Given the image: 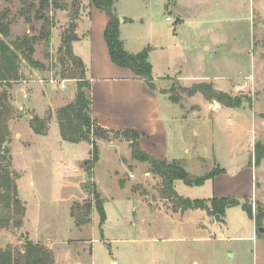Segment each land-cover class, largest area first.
I'll list each match as a JSON object with an SVG mask.
<instances>
[{
	"label": "rangeland",
	"instance_id": "obj_1",
	"mask_svg": "<svg viewBox=\"0 0 264 264\" xmlns=\"http://www.w3.org/2000/svg\"><path fill=\"white\" fill-rule=\"evenodd\" d=\"M57 2L65 6L59 10L71 13V0ZM39 7L40 0H0V14L8 9L10 23L8 35L0 38L13 47L25 35L37 37L32 57L42 64L33 67L22 58L18 79L0 80L4 164L26 207L23 217H13L22 218L20 226L1 220L0 248L17 254L33 241L52 253L53 264H264V234L242 206L228 208L217 221L208 198L214 195L213 179L201 186L178 180L177 191L165 195L163 180L149 163L132 157V139L90 125L97 162L90 142L62 139L57 111L75 101L79 83L61 60L62 37L71 22L53 40L47 23L56 25L57 11L51 6L40 18ZM115 9L123 20V44L136 53L148 49L159 84L174 85L171 94L182 98L184 114L191 113L186 140L204 158L183 166L192 177L226 168L227 176L218 180L221 195L242 199L250 190L254 215L264 210V159L252 165L250 180L240 173L251 165L255 143L264 145V0H116ZM47 31L49 42L41 37ZM78 77L88 94L90 80L85 73ZM200 82L242 98V106L228 108L205 98L202 105L201 98L190 99L181 90ZM36 117L49 119L48 134L34 132ZM95 194L104 202L103 225ZM179 194L206 199L209 209L184 210ZM8 213L1 202L0 218Z\"/></svg>",
	"mask_w": 264,
	"mask_h": 264
},
{
	"label": "trees",
	"instance_id": "obj_2",
	"mask_svg": "<svg viewBox=\"0 0 264 264\" xmlns=\"http://www.w3.org/2000/svg\"><path fill=\"white\" fill-rule=\"evenodd\" d=\"M85 0H71V16L72 22L68 29L63 34V44L60 47L62 52V63L70 65L72 68L73 78L79 80L76 99L73 103L60 108L57 111V120L60 129V135L63 140L70 143H79L81 141L90 142V125L97 126L98 132L103 133H115L122 134L127 139H132V157L140 162H147L150 165V170L153 173L159 175L163 180L164 190L163 193L168 195L175 193L174 182L176 180H182L185 184L190 186H201L209 179H214L218 174L222 172L220 166L215 167L211 171L201 176L192 177L187 169L183 166L184 162L174 160L168 161L154 157L144 152L139 144L140 135L131 129L122 131L108 130L100 127L96 121L92 118V95H91V84L88 86V94L83 90L84 83L81 77L78 75H84L85 68L81 58L73 53L72 43L78 39L76 29V18L78 16L79 5ZM94 4L97 8L104 11L109 21L105 29V40L108 45L109 53L113 63L119 67L128 68L132 70L136 77L142 78L146 81L147 85L157 90V86L154 80L153 65L150 62V54L148 49H143L138 53L129 52L123 44L120 36V17L115 12V1L116 0H87ZM59 9L65 8L61 6L57 0H40V7L36 12V16L45 18L44 12L49 8ZM33 7V5H32ZM8 9H5L0 14V33L7 36L9 21L7 19ZM49 19V18H48ZM50 20V19H49ZM50 25L47 23L49 28L54 27L53 22ZM46 37L47 41L51 37V32L47 31L41 33V37ZM37 37L25 35L22 38L14 42L13 47L0 38V80H13L19 78V62L21 59H25L33 67H41V63L33 59L35 52V43ZM20 52V53H17ZM172 90H175V86L168 90L161 89L162 93L170 94L169 99L174 103H180L181 97L176 94H171ZM181 90L188 96H195L197 93H201L204 98L210 102L217 101L222 106L228 108H240L243 104V99L240 97H234L233 95L221 91L215 88L214 83L200 82L192 85L191 87H181ZM4 104L0 101V203L9 209L8 217H1L3 223L9 224L11 221L16 223L17 226L22 224L23 215H25L26 207L22 204L18 197L17 185L10 174L8 167L4 164L6 157L5 154L8 152L7 147L4 146V140L6 136V128L3 126L5 121ZM49 119L34 118L31 121V126L36 134L46 135L49 132ZM94 148L95 156L93 157L94 162L98 161V150L94 142L91 143ZM255 154L252 157V163L256 166L262 163L264 159V145L262 142L257 141L254 145ZM93 162V163H94ZM92 164V163H91ZM87 187V186H86ZM96 207L100 215V224L103 225L107 219L104 202L100 199L99 194H95ZM178 197V196H177ZM208 200L206 199H191V198H180V208L186 209H209L207 205ZM213 212L217 215L223 216L226 214L228 208L242 206L243 210L247 215L254 219L257 228L261 226L264 219V210L259 208V211L254 215L253 208L251 205L250 198L245 197L244 202L236 198H217L213 197L211 200ZM15 215L21 217L14 220ZM17 221V222H16ZM85 221H79L81 225ZM0 264H53L52 253L43 245L35 243L33 241H27L24 252H18L17 254L8 249L3 250L0 248Z\"/></svg>",
	"mask_w": 264,
	"mask_h": 264
},
{
	"label": "crops",
	"instance_id": "obj_3",
	"mask_svg": "<svg viewBox=\"0 0 264 264\" xmlns=\"http://www.w3.org/2000/svg\"><path fill=\"white\" fill-rule=\"evenodd\" d=\"M56 11L58 22L56 21V25L53 27V40L59 36V32L66 30L69 22H72L70 10L56 9ZM115 12L119 15L116 9ZM108 21V15L91 2H81L79 5L78 16L75 20L77 25L75 33L78 39L72 43V47L73 53L83 61L86 77L91 82L92 118L104 129L115 131L131 129L136 131L140 135L141 149L154 157L168 161L178 160L184 163L203 159L201 152L186 140V122L191 113L184 114L181 103L172 102L168 94L160 91L169 87L159 84L160 78L155 73L154 66L153 74L157 90L151 89L146 81L136 77L132 70L119 67L113 63L104 36ZM122 27L121 23L120 36H122ZM124 47L126 48L125 44ZM195 98H201L202 103L200 104H205L201 94L191 96L190 99ZM185 106H189V104L186 103ZM211 106L213 108L218 104ZM199 111L192 112V114L194 115ZM195 132L199 135L196 130ZM172 134L174 135L173 141ZM183 152L186 154L185 156L182 155ZM252 165L251 160V165L241 167L240 173L246 174V177L248 175L249 180L251 177L253 178ZM248 167H252L251 173ZM222 169V172L213 179L214 195L208 198H229L228 196H230L221 195L222 186L219 188L218 180L228 173L226 168ZM251 189L253 192V182ZM248 193L244 195V198L251 199L253 194ZM244 198L238 199L244 202ZM251 221L255 224L254 219Z\"/></svg>",
	"mask_w": 264,
	"mask_h": 264
},
{
	"label": "built area",
	"instance_id": "obj_4",
	"mask_svg": "<svg viewBox=\"0 0 264 264\" xmlns=\"http://www.w3.org/2000/svg\"><path fill=\"white\" fill-rule=\"evenodd\" d=\"M168 20H170V17L168 18ZM50 82H52L54 84H58L62 88H64L66 86L65 80L59 82L58 80L52 78V79H50Z\"/></svg>",
	"mask_w": 264,
	"mask_h": 264
},
{
	"label": "water",
	"instance_id": "obj_5",
	"mask_svg": "<svg viewBox=\"0 0 264 264\" xmlns=\"http://www.w3.org/2000/svg\"><path fill=\"white\" fill-rule=\"evenodd\" d=\"M120 21H123L122 18H120ZM216 219L217 221H220V216L218 214L216 215ZM258 232L264 234V227L262 226L258 227Z\"/></svg>",
	"mask_w": 264,
	"mask_h": 264
}]
</instances>
